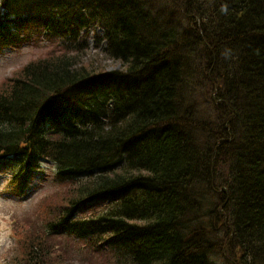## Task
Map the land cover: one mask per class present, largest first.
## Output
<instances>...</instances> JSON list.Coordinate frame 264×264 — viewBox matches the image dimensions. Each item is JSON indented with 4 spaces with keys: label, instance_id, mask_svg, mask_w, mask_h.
<instances>
[{
    "label": "trees",
    "instance_id": "16d2710c",
    "mask_svg": "<svg viewBox=\"0 0 264 264\" xmlns=\"http://www.w3.org/2000/svg\"><path fill=\"white\" fill-rule=\"evenodd\" d=\"M29 29L80 54L98 29L124 67L64 54L0 87V157L66 189L48 234L111 264H264V0H0V49ZM22 239L16 264H52Z\"/></svg>",
    "mask_w": 264,
    "mask_h": 264
},
{
    "label": "rangeland",
    "instance_id": "374dc122",
    "mask_svg": "<svg viewBox=\"0 0 264 264\" xmlns=\"http://www.w3.org/2000/svg\"><path fill=\"white\" fill-rule=\"evenodd\" d=\"M28 31L31 35L26 40L29 41L27 44L0 50V87L5 82L8 86L11 79L18 77L29 64L59 58L64 54L71 58L76 57L78 66L89 67L94 64L95 67L101 68L99 71L121 72L123 70L124 72L121 63L108 59L94 47V37L97 33L100 34L98 29L90 33L87 41L88 49L82 54L66 50L67 45L70 44L66 39L50 37L40 32L33 36V30H26ZM19 169L21 166L15 158L0 160V264H16L20 261L23 257V242L24 246L29 243L28 240H23L22 236L44 239L40 243L45 247L52 264L55 260L59 261L56 264H111L113 257L110 252H104V255H93L88 251L86 244L68 237L52 236L46 231V222L53 218L52 215L57 210L55 205L65 196L66 190L58 183L56 169L51 162L39 163L34 170H28V174L25 169L20 170L21 178H28V185L25 186L23 194H27L26 198L30 201L18 203L13 198L3 195V191L15 192V186L9 185L8 181L15 173H18ZM31 191H33L32 196ZM49 201L53 202L48 204ZM217 263L228 264L221 258Z\"/></svg>",
    "mask_w": 264,
    "mask_h": 264
},
{
    "label": "bare ground",
    "instance_id": "6f19581e",
    "mask_svg": "<svg viewBox=\"0 0 264 264\" xmlns=\"http://www.w3.org/2000/svg\"><path fill=\"white\" fill-rule=\"evenodd\" d=\"M127 86H128L127 84H124V85H123V89L126 88ZM143 137H145V136H143Z\"/></svg>",
    "mask_w": 264,
    "mask_h": 264
}]
</instances>
